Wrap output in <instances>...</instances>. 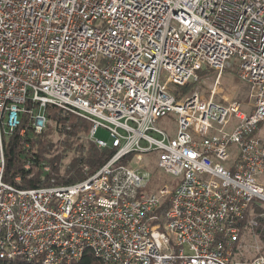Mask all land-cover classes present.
Returning a JSON list of instances; mask_svg holds the SVG:
<instances>
[{"label": "built area", "instance_id": "built-area-1", "mask_svg": "<svg viewBox=\"0 0 264 264\" xmlns=\"http://www.w3.org/2000/svg\"><path fill=\"white\" fill-rule=\"evenodd\" d=\"M232 58L248 104L214 99ZM203 70L209 96L177 99L169 86ZM47 106L87 120L112 154L72 183L6 182L5 138L42 132ZM169 114L174 135L155 125ZM263 126L264 0H0V259L264 264L242 255L264 227ZM148 154L170 181L154 186Z\"/></svg>", "mask_w": 264, "mask_h": 264}, {"label": "trees", "instance_id": "trees-1", "mask_svg": "<svg viewBox=\"0 0 264 264\" xmlns=\"http://www.w3.org/2000/svg\"><path fill=\"white\" fill-rule=\"evenodd\" d=\"M195 84L188 83L185 86H177L171 89L177 99L193 89ZM46 114L50 123L39 134H35L31 128L25 129L23 137L19 136V129L5 138L4 154L6 168L4 180L22 188L40 187L50 185L51 177H55V183L67 184L82 179L85 174L82 166L87 165L90 172L101 166L112 154L111 148H99L90 142L85 144L83 136L89 130L87 120L73 114H63L53 106L46 107ZM25 121L22 123L25 125ZM58 134L57 140L53 135ZM25 143L28 145L25 147ZM71 155L66 164L53 165V162L61 163L66 156ZM30 160V168L25 169L24 163ZM41 162L51 164V171L44 173L40 168ZM59 169L63 172L59 173ZM152 182L158 175L157 166L150 170ZM19 177L17 182L15 178ZM167 199L163 202L160 211L167 209ZM260 240H264L263 221L260 220L256 229ZM0 264H41L38 260L27 261L22 258L0 259ZM68 264H102L91 251H85L81 258Z\"/></svg>", "mask_w": 264, "mask_h": 264}, {"label": "rangeland", "instance_id": "rangeland-1", "mask_svg": "<svg viewBox=\"0 0 264 264\" xmlns=\"http://www.w3.org/2000/svg\"><path fill=\"white\" fill-rule=\"evenodd\" d=\"M237 65L238 63H237L236 58H232L229 60L221 76L220 85L217 88L218 93L215 95L214 99L216 100H223V98H226L227 100L239 99L245 104L250 103L248 85L245 82H241L236 76L235 72L237 70ZM199 74L201 78L199 79L198 82H193V84L195 85L193 86V89L191 91L198 90L201 95L207 98L210 94L211 88H213V85H214L213 84L214 74L209 70L200 71ZM165 78H166V73L162 72L161 81H164ZM176 87L177 86L175 85L169 86L170 89H176ZM155 125L163 130L169 131L172 135H174L175 133V117L173 116V114H169L165 117L158 119L155 122ZM262 130H264V126ZM96 137L104 141L109 140L108 132L102 127H100L98 131L96 132ZM53 138L54 140H57L60 137H58V134H54ZM83 141L85 142V144L90 143V141H88L85 138V135H84ZM146 156L147 158H150V160L143 158L141 161V165L142 166L148 165V169L151 170L154 168V164H155L151 161L153 159V154H148ZM70 157L71 155L66 156L65 158L61 160V163H57V164L59 166L60 164H63V165L66 164L69 161ZM59 170H60L59 173L62 174L63 172L61 171V169ZM170 180H171L170 176L165 175L163 174L162 171L160 172L158 170V175H156L154 178V186L155 185L159 186L160 182L163 183V182H168ZM263 184H264V181H263ZM146 191H149V190L147 189ZM255 246L256 245L252 241L251 242L247 241L246 246L242 250L243 258H250L253 255L258 254V253L264 254V240H260V241L258 240V244H257L258 249Z\"/></svg>", "mask_w": 264, "mask_h": 264}]
</instances>
